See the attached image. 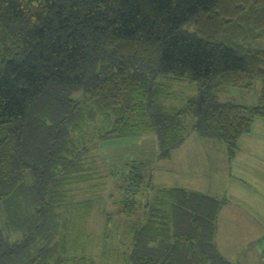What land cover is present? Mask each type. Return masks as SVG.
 Masks as SVG:
<instances>
[{
	"label": "trees",
	"instance_id": "obj_1",
	"mask_svg": "<svg viewBox=\"0 0 264 264\" xmlns=\"http://www.w3.org/2000/svg\"><path fill=\"white\" fill-rule=\"evenodd\" d=\"M258 81L255 105L220 99ZM256 118L264 0H0V264H232L224 200L155 189L145 162L105 199L101 143L154 133L166 160L196 132L231 159Z\"/></svg>",
	"mask_w": 264,
	"mask_h": 264
},
{
	"label": "crops",
	"instance_id": "obj_2",
	"mask_svg": "<svg viewBox=\"0 0 264 264\" xmlns=\"http://www.w3.org/2000/svg\"><path fill=\"white\" fill-rule=\"evenodd\" d=\"M197 135L170 152L163 163L167 181L158 189L184 188L224 200L216 218L217 250L232 264H264V118L238 139L231 159L223 142ZM103 154L107 162L119 159L108 147Z\"/></svg>",
	"mask_w": 264,
	"mask_h": 264
},
{
	"label": "rangeland",
	"instance_id": "obj_3",
	"mask_svg": "<svg viewBox=\"0 0 264 264\" xmlns=\"http://www.w3.org/2000/svg\"><path fill=\"white\" fill-rule=\"evenodd\" d=\"M183 87V88H182ZM181 89L182 92L185 91V94L187 95H193L195 94V86L191 85L189 87L186 83H181L177 87L178 89ZM260 91V82L258 81L254 88L250 91H243L238 88H230L227 93H222L220 95V99L225 100H231L236 103L245 104V105H255L257 103V99L259 96ZM191 135L193 138H199L197 137L196 132H192ZM121 139H128L123 142H115L112 140H109V142L103 146L104 150L108 147V150L112 152V154L119 155L118 160H111L107 162L105 160L103 149L101 147V156L103 160L107 164V168L111 169L112 174L108 177L109 183L105 185L104 190V198L107 199L108 194H112L113 200L115 198L116 201H119L122 199L121 191L119 188V184H121L122 180L125 177V174L128 170V167L132 164L130 162H145L148 166V168L152 169V176L148 177L146 176V180L151 179V184L155 189H158L165 185V181L167 179L163 175V163L166 162L165 160H158V145H157V138L154 133H148L145 135L135 136L132 138H121ZM118 140V139H117ZM104 143V142H103ZM102 144V143H101ZM128 164H130L128 166ZM166 164V163H165ZM166 171V170H164ZM71 188L68 187V191H70ZM71 193V191H70ZM143 197L145 198V194L142 193ZM111 202V201H110ZM109 202V203H110ZM105 208L107 211L115 213V210H118L117 204H108L106 200L101 202V205L98 206L95 210V215L93 216L91 223H90V229L94 231L95 233H99L100 230L103 227V221L104 217L101 214V210ZM94 244V242H92ZM95 247L93 248V252L97 254V257L99 258V255H101V251L97 249L95 251Z\"/></svg>",
	"mask_w": 264,
	"mask_h": 264
}]
</instances>
